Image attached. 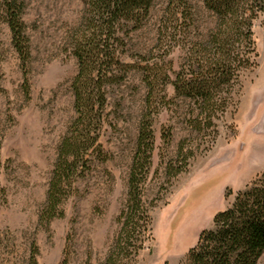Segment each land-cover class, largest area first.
<instances>
[{
  "label": "rangeland",
  "instance_id": "obj_1",
  "mask_svg": "<svg viewBox=\"0 0 264 264\" xmlns=\"http://www.w3.org/2000/svg\"><path fill=\"white\" fill-rule=\"evenodd\" d=\"M24 20L32 45L31 94L8 26L0 22V264H97L105 259L119 231L128 199V180L144 110L145 85L139 73L109 93V121L101 139L106 162L95 161L77 184L78 193L63 206L65 216L40 224L57 158V149L74 117L72 82L78 71L66 51L67 33L81 20L82 0H24ZM168 0H155L151 16L129 41L133 53L147 54L156 45ZM201 10V9H200ZM204 27L211 20L201 10ZM257 66L242 79L238 105L218 124L216 141L189 124V101L177 100L154 122L155 151L146 184L154 202L152 239L138 264H181L200 234L213 226L235 194L264 172V15L256 22ZM178 70L182 53L172 55ZM168 95L174 96L170 87ZM171 132V143L164 136ZM188 140L195 157L187 172L169 181L166 165ZM4 190V193H2ZM37 250L35 261L34 250ZM36 262V263H35ZM257 264H264V254Z\"/></svg>",
  "mask_w": 264,
  "mask_h": 264
},
{
  "label": "trees",
  "instance_id": "obj_2",
  "mask_svg": "<svg viewBox=\"0 0 264 264\" xmlns=\"http://www.w3.org/2000/svg\"><path fill=\"white\" fill-rule=\"evenodd\" d=\"M82 1V18L70 28L65 45L78 64L71 85L74 117L58 146L39 221L48 227L63 218V206L78 193L77 184L92 171L95 161L108 160L101 139L110 117V89L139 73L146 97L129 173L128 199L119 218V231L105 259L97 263L138 264L140 252L152 239L154 202L146 197V184L153 166L155 118L177 100L189 101L192 130L200 136L210 132L216 141L217 123L237 107L242 79L257 66L254 28L264 15V0H168L156 45L147 54L133 53L129 41L150 18L155 0ZM26 8L24 0H0V22L10 30L23 71L22 88L29 98L33 55L24 20ZM200 9L211 20L209 27H204ZM175 50L182 53L178 70L171 58ZM1 80L0 67V97L4 92ZM170 87L173 97L168 95ZM171 135L169 131L164 136L167 145ZM187 142L181 141L177 157L167 162L169 181L187 172L195 157ZM36 254L35 249L34 261ZM263 254L264 172L215 215L212 228L202 231L181 264H257ZM61 264H69V260Z\"/></svg>",
  "mask_w": 264,
  "mask_h": 264
}]
</instances>
